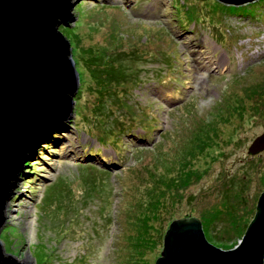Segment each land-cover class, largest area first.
<instances>
[{"label":"rangeland","instance_id":"rangeland-1","mask_svg":"<svg viewBox=\"0 0 264 264\" xmlns=\"http://www.w3.org/2000/svg\"><path fill=\"white\" fill-rule=\"evenodd\" d=\"M172 2L79 0L69 26H59L72 28L81 92L72 115L38 139L23 163L0 229L5 252L33 264H154L169 223L187 216L198 217L206 239L218 247L240 240L264 189V149L247 150L264 130V91L245 90L259 85L250 81L264 69V19L221 12L219 20L202 15L203 26L198 19L180 23ZM254 2L264 9V0ZM222 23L232 37L227 42L214 30ZM131 47H141L145 62L137 65L146 67L160 65V52L173 49V65L162 71L173 79L159 81L148 72L149 81L131 88L130 100L121 99L119 118L131 131L120 134L123 158L116 165L108 161L117 157L112 142L96 138L105 119L100 128L91 121L96 93L83 59L84 53ZM141 114L151 116L149 126ZM204 123L215 139L201 149L190 139ZM144 131L148 138H139ZM95 148L101 155H86ZM174 156L192 166L178 161L170 167ZM88 162L97 167L82 165ZM191 170L202 172L196 181L184 176ZM229 176L240 182L239 192L227 196L230 203L222 192ZM203 215H216L215 227L207 228Z\"/></svg>","mask_w":264,"mask_h":264},{"label":"water","instance_id":"water-1","mask_svg":"<svg viewBox=\"0 0 264 264\" xmlns=\"http://www.w3.org/2000/svg\"><path fill=\"white\" fill-rule=\"evenodd\" d=\"M79 0H0V229L7 201L38 139L73 113L79 75L69 26ZM243 5L254 0H216ZM264 149V130L247 150ZM264 189L242 237L231 248L209 242L196 216L173 219L154 264H263ZM0 264H33L5 252Z\"/></svg>","mask_w":264,"mask_h":264},{"label":"trees","instance_id":"trees-1","mask_svg":"<svg viewBox=\"0 0 264 264\" xmlns=\"http://www.w3.org/2000/svg\"><path fill=\"white\" fill-rule=\"evenodd\" d=\"M199 2H200V4H199L200 6L198 7L197 3H199ZM256 3H258V2L252 1L249 3L243 4V5L234 6V5L222 4L220 2H217L216 0H179V1L173 0L172 6H173L174 10L176 12H178V14H179V17H180L179 22L180 23H187L189 20L196 23L197 22L196 19H198L201 21L200 24L203 26L204 22L201 19L202 15L204 17L209 15L211 18L213 16V19H218L217 17L219 14H222L221 12H224L225 14H237L239 16L249 17V18L258 19V20L264 19V9L262 11L255 9ZM100 5L101 6H107L104 3H102ZM210 22H211V20H210ZM221 27L224 28V30L226 29V31H221V29H220ZM220 28L214 29L217 33L216 36L219 37V40H223V41L227 42V39L230 37L226 33L227 32V26L225 27V25L223 24L222 26H220ZM61 31L67 38L69 37V35H73L71 27H63ZM226 36H227V39L225 38ZM230 39H232V37H230ZM143 43L144 42H142V44ZM140 48H138V52L136 51V48L131 47L130 49L117 48V50L115 49V50H112L109 52H104V53L101 52L100 54L99 53H97V54L84 53L85 55H88L87 58L83 59L84 67H86V69L89 73L90 79L92 80L91 85L93 86V88L91 86H88V88H90L89 91L92 88V91L96 93V102H95V104H92L93 106H92V108H90L91 121L92 122L98 121L97 123L99 125L100 119H102V118L105 119L104 121L102 119V121L104 122L103 125L105 126V128H101L99 133L97 132L96 138H98L99 141L101 142V144H103V145H105V144L110 145V143L112 142V144L110 146L112 147V149L115 151V153L117 155L116 158L109 159V160L107 159V157H104V156H99V157H100V159H103L105 161H107V160L110 161L109 163H113V164L115 163L116 165L117 164L120 165L119 162L123 158V155H119V153H118L119 152V144L118 143L120 141V134L121 133L127 134L129 131H131V129H128L130 127L127 128L123 124L124 123V120H123L124 119V112L121 113L119 111L121 108L120 106L122 104L121 99L130 100L132 97V91H131L132 89L131 88L137 86V84L140 87L141 85H143L144 83L149 81V80H147L149 78H145V77H147V76H145V74H148V72H153L152 76L154 75V78L156 80L170 78L168 80H171L170 82H172V79H173V77H170L172 75L163 76L164 74L162 73V71L164 70L165 67H170L173 65V64H171L172 60H171V55H170L171 53L175 52L173 49L170 52H168L167 50H166V52L165 51L160 52L159 56L156 57V61L161 62L160 65H157L156 67H146L143 65H140V66L137 65L138 61L139 62H145V57H146V55L143 54L144 51H141ZM263 70L260 69L259 73H258L259 76L253 78L251 81L248 78V81H250V83L255 82V83L259 84V85H252V86L248 85V86H246L245 90L248 91L249 94L255 93V90L264 91V83L263 84L261 83L263 81V77H264V71ZM261 71H262V75L260 76ZM136 77L138 78V83H136V81H135ZM246 82H247V80H246ZM256 86H258V87H256ZM253 88H256V89H253ZM252 91H254V92L252 93ZM80 92H81V90H78L76 96L74 97V100L79 97ZM119 94H121L123 98H121L119 96ZM128 95H130V96H128ZM127 97H129V98H127ZM237 106H239L238 103L233 108H235ZM143 107L144 106H142V108ZM75 109H76V107H75ZM115 109H117L118 111H115ZM143 115L141 114V116H143L144 119H146V121H147L145 123V125L147 127V126H149L150 123H152V119H151V116H148L145 114H143ZM119 117H123V119H120ZM208 122H209V126H210V123L213 121L209 119ZM97 127L100 128V125ZM208 127H206L205 123L202 125L200 124L197 127V129L195 130V132L192 133L193 139H190L192 143L198 145L200 148L202 147L201 149H205V147L208 146L209 143H211V141L215 139V138L211 137L210 132L207 133L206 129ZM203 131H204V133H202ZM113 132H115V133L117 132V133L113 134ZM138 137L141 139L148 138L145 131H144V133L141 134V136H140V134H138ZM108 141H109V143H108ZM123 148L124 147L122 146L121 149H123ZM87 153L88 154H86V155H88V156H93L95 154L101 155L98 148H95L94 150H90ZM194 155H195V151H193V152H191V154H189L190 157H194ZM176 158H177V156L173 157L174 162L169 164L170 167H172V165H174V163H176V164L178 163L180 157H178L177 159ZM186 160H184V158H183L181 161H179V164L184 165L187 168L188 166L191 165L190 164L191 162H187L188 160L187 161ZM82 165H85L87 167H93V168L97 167L96 165L91 164V162H88V163L82 164ZM194 168H196V167H194ZM103 171L106 174L110 175V170L103 169ZM191 172L192 173L189 176L184 175L185 178H190L191 181H193L194 179L196 181L202 174V172L198 171V170H196V171L191 170ZM224 177H225V175L223 176V178ZM51 185L52 184H50L47 187V189L49 187H51ZM239 188H240V182L238 181V179L232 178L229 176L228 179L224 182V190L222 191L224 194L223 196L224 197L226 196L225 200H228L227 196L238 193ZM47 189H46V191H47ZM228 194H230V195H228ZM150 196H151V193L149 194L148 197H150ZM228 203H230L229 200H228ZM218 210H220V209H218ZM218 214H220L219 211H218V213H216V215H218ZM216 215H214L212 217V220H211V217L209 215H207V217L205 215H203L204 216L203 222L207 228L209 226L215 227L214 226L215 222L213 223V221L215 220ZM246 226H245V228H246ZM212 239L216 243H217V241L223 240V239L215 238V237H212ZM41 262H42V260L41 261L37 260L38 264Z\"/></svg>","mask_w":264,"mask_h":264}]
</instances>
